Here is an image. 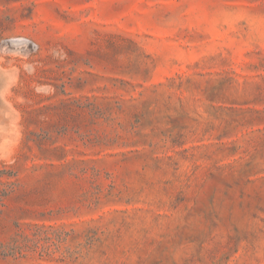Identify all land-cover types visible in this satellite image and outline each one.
I'll return each instance as SVG.
<instances>
[{
    "label": "rangeland",
    "instance_id": "rangeland-1",
    "mask_svg": "<svg viewBox=\"0 0 264 264\" xmlns=\"http://www.w3.org/2000/svg\"><path fill=\"white\" fill-rule=\"evenodd\" d=\"M0 264H264V0H0Z\"/></svg>",
    "mask_w": 264,
    "mask_h": 264
}]
</instances>
